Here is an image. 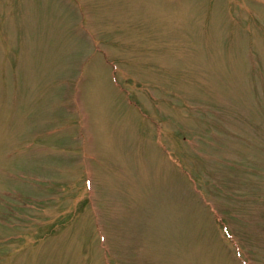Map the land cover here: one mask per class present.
I'll return each mask as SVG.
<instances>
[{
  "label": "rangeland",
  "instance_id": "obj_1",
  "mask_svg": "<svg viewBox=\"0 0 264 264\" xmlns=\"http://www.w3.org/2000/svg\"><path fill=\"white\" fill-rule=\"evenodd\" d=\"M0 264H264V0H0Z\"/></svg>",
  "mask_w": 264,
  "mask_h": 264
}]
</instances>
